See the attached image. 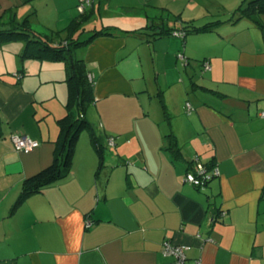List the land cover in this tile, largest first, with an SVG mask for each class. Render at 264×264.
<instances>
[{"label": "crops", "instance_id": "0c3cea01", "mask_svg": "<svg viewBox=\"0 0 264 264\" xmlns=\"http://www.w3.org/2000/svg\"><path fill=\"white\" fill-rule=\"evenodd\" d=\"M244 1L95 0L82 14L79 0H0V23L29 18L56 43L109 33L75 49L93 76L86 117L103 161L83 132L71 172L18 207L24 180L53 161L68 72L3 47L0 264H177L167 240L187 246L185 264H264V28L237 20ZM153 22L207 30L152 37ZM14 135L40 146L18 152ZM196 156L220 171L201 188L184 181Z\"/></svg>", "mask_w": 264, "mask_h": 264}, {"label": "trees", "instance_id": "16d2710c", "mask_svg": "<svg viewBox=\"0 0 264 264\" xmlns=\"http://www.w3.org/2000/svg\"><path fill=\"white\" fill-rule=\"evenodd\" d=\"M86 11L87 9L82 12V14ZM235 13L238 17L237 20L247 18L261 28H264L261 20L262 15H264V0H245L244 4L235 10ZM156 24L155 28L154 22L151 25V28L155 31L151 33L152 37L160 36L167 32L172 34L174 31L169 29L166 30L163 28V25L160 26L158 23ZM72 28L73 27H70V30ZM204 29L207 30L206 27H197L192 23H187L178 31H183L186 36L187 33L194 30ZM105 33L109 34L108 32L99 30L95 31L90 38L85 41H82L79 37L70 36L65 42L56 43L52 36L41 35L35 32L30 26L29 18L21 22L13 18L7 23H0V43L15 41H23L26 43L25 49L21 54L23 60L27 58H37L44 61L64 62L68 72L66 78L68 89L66 101L67 112L57 120L59 135L55 141L53 161L45 169L24 180L22 191L15 207L25 202L33 194L41 192L48 185L65 178L71 172L77 144L83 132L87 131L90 133L92 143L101 159L100 161H103L105 153L104 144L94 124L86 117V111L95 99L94 82L93 79L90 80L89 78V72L84 60L76 56L75 49ZM161 103L166 118L169 119L170 115L164 101L161 100ZM167 140L169 142V149L176 156H179L180 148L175 135L169 134ZM197 158L200 161L199 156L194 157L191 161V168L187 173L196 171ZM205 166L208 170L214 167L212 164H205ZM185 179L184 181L187 182Z\"/></svg>", "mask_w": 264, "mask_h": 264}, {"label": "built area", "instance_id": "2783aa9c", "mask_svg": "<svg viewBox=\"0 0 264 264\" xmlns=\"http://www.w3.org/2000/svg\"><path fill=\"white\" fill-rule=\"evenodd\" d=\"M95 0H79L78 9L80 12H84L86 9L93 5ZM178 37H185L183 31H173L172 33ZM180 58L184 60V55H180ZM203 69L205 71L211 69V63L209 60L203 62ZM90 80L93 79V76L89 74ZM190 107V105H188ZM264 117V112L261 113ZM113 143V140L110 141ZM13 147L18 152L28 153L40 146V142L35 140L27 135H14L12 136ZM220 171L218 167L214 166L211 170H208L204 163L200 162L199 159H196V171L189 172L186 175V181L196 187L206 186L214 177L219 176ZM93 222L90 219H87L86 226L91 227ZM187 246L184 244H177L173 241L167 240L163 245V251L166 255H172L176 258L177 264H185L186 262V251ZM194 264H202L201 261H195Z\"/></svg>", "mask_w": 264, "mask_h": 264}, {"label": "rangeland", "instance_id": "374dc122", "mask_svg": "<svg viewBox=\"0 0 264 264\" xmlns=\"http://www.w3.org/2000/svg\"><path fill=\"white\" fill-rule=\"evenodd\" d=\"M12 44H9V43H0V55L2 54V52L3 51H6L5 49H3V47L5 48H7V50H9V51H12V50H14V47H15V49H16V45H20V47H21V45H23V49H21L22 51H20L18 54H17V52H16V54H17V59H19L20 61H22V58H21V53L24 51V49H25V46H26V43L25 42H23V41H17V42H11ZM14 45V46H13ZM19 49H17V51H18ZM13 52H15V51H13ZM78 58H80L78 55H76ZM20 63V62H19ZM61 66L63 65V67H65L64 66V64H63V62H61V64H60ZM200 74L201 75H203V73L202 72H200ZM63 83V87L65 88V90H64V88H62V91H63V96H64V94L66 93V97H67V91H68V89H67V84H66V82L65 81H63L62 82ZM155 103H157V102H155ZM105 144V143H104ZM105 146H107L106 144H105ZM108 150V149H107Z\"/></svg>", "mask_w": 264, "mask_h": 264}]
</instances>
